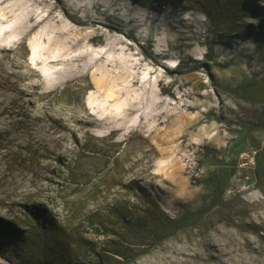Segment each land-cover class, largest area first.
<instances>
[{
  "label": "rangeland",
  "instance_id": "obj_1",
  "mask_svg": "<svg viewBox=\"0 0 264 264\" xmlns=\"http://www.w3.org/2000/svg\"><path fill=\"white\" fill-rule=\"evenodd\" d=\"M63 1L0 0V219L26 230V207L43 205L74 260L98 264L104 231L120 229L108 212L141 205L139 184L172 218L204 212L131 264H264V61L246 32L264 0L229 2L217 23L200 0ZM211 170L227 178L223 204ZM29 256L0 232V264Z\"/></svg>",
  "mask_w": 264,
  "mask_h": 264
},
{
  "label": "trees",
  "instance_id": "obj_2",
  "mask_svg": "<svg viewBox=\"0 0 264 264\" xmlns=\"http://www.w3.org/2000/svg\"><path fill=\"white\" fill-rule=\"evenodd\" d=\"M201 1L204 4L203 8L205 12L213 18L215 23L222 19L229 2L231 5L235 3L247 10L250 9L247 0H227L228 2L225 1L220 4H214L213 0ZM55 3L58 7L63 8L64 11L67 10L63 0H55ZM209 7H212L215 11L210 12ZM261 13V10H259V23L257 25L251 24L246 26V32L252 36L256 46L261 50L264 61V20L261 19ZM165 15L164 13L163 15L162 13H158L152 19V25L168 29L170 25H168V28L166 25L169 20L163 17ZM71 16L74 17L73 15ZM158 20H165L166 22L161 23ZM112 23L114 22L111 20L102 25L126 36H130L133 33L138 35L136 30L130 27V25L118 26L117 23L115 26H112ZM184 27H187V25L184 24ZM183 28L179 32L183 31ZM145 53L151 60L147 57L146 59L152 62L153 65L166 68V65L163 62L160 63L158 60V55L151 51ZM206 58L194 64L199 66L201 61L204 62ZM179 68L180 65L178 64L177 69ZM250 84L252 82L246 85ZM246 85L241 87L247 89L249 86L245 87ZM193 100L195 101L194 97ZM31 154H33L32 151ZM254 170L252 179L261 181L264 178V153L256 156ZM209 181L211 186L209 198L211 202H218L220 204L226 202L227 178L221 177L217 172L211 170ZM67 182L68 180L65 179L61 181L58 187L60 192L65 191L68 185ZM135 187L137 191L136 196L141 201V205L129 204L117 206L115 204L116 206H114L113 204L111 211L108 212L110 217L114 216L117 218L120 229L117 231H104L105 234L113 236V238L109 239L105 248L97 254L98 264H131L145 254L150 253L157 245L174 237L179 231L192 226L202 217L203 208L188 212L178 218H172L160 207L148 189L139 184H136ZM26 208L29 214V221L22 223L28 226L26 230H20L11 222L0 219V232L10 234L30 250V256L24 261V264H78L68 250L71 241L68 240V230L63 225L61 219L43 205H31ZM89 226L102 228V226L105 227V224L102 221H90ZM110 258L112 261L109 262L108 259Z\"/></svg>",
  "mask_w": 264,
  "mask_h": 264
},
{
  "label": "bare ground",
  "instance_id": "obj_3",
  "mask_svg": "<svg viewBox=\"0 0 264 264\" xmlns=\"http://www.w3.org/2000/svg\"><path fill=\"white\" fill-rule=\"evenodd\" d=\"M58 1H60V0H58Z\"/></svg>",
  "mask_w": 264,
  "mask_h": 264
}]
</instances>
